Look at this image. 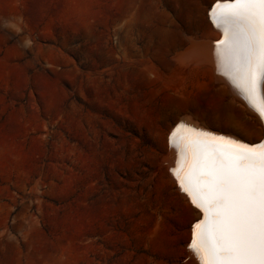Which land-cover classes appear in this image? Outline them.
<instances>
[{
    "label": "rangeland",
    "instance_id": "obj_1",
    "mask_svg": "<svg viewBox=\"0 0 264 264\" xmlns=\"http://www.w3.org/2000/svg\"><path fill=\"white\" fill-rule=\"evenodd\" d=\"M84 7L0 0V252L191 264L192 215L158 157L202 74L180 93L141 76L119 61L112 10L95 8L88 35Z\"/></svg>",
    "mask_w": 264,
    "mask_h": 264
},
{
    "label": "bare ground",
    "instance_id": "obj_2",
    "mask_svg": "<svg viewBox=\"0 0 264 264\" xmlns=\"http://www.w3.org/2000/svg\"><path fill=\"white\" fill-rule=\"evenodd\" d=\"M213 3L214 0H85L84 7L88 35L95 8L106 6L112 10L119 61L137 69L141 76L180 93L188 90L192 78L202 74L194 93L182 98L180 114L168 130L166 146L158 157L160 168L173 181L177 196L192 215V225L202 214L197 215L198 210L181 191L174 174L179 171L183 176L192 163V149L183 145L195 139L219 142L221 138L253 147L264 142L257 131L264 121L225 74V46L219 43L223 32L207 15L208 5ZM174 139L183 150L175 147ZM0 253V264H8L4 258L7 251ZM189 256L194 264H201L191 248Z\"/></svg>",
    "mask_w": 264,
    "mask_h": 264
},
{
    "label": "snow or ice",
    "instance_id": "obj_3",
    "mask_svg": "<svg viewBox=\"0 0 264 264\" xmlns=\"http://www.w3.org/2000/svg\"><path fill=\"white\" fill-rule=\"evenodd\" d=\"M207 15L223 32L225 74L264 121V0H214ZM174 143L192 149L189 170L174 174L203 217L189 245L201 264H264V142Z\"/></svg>",
    "mask_w": 264,
    "mask_h": 264
}]
</instances>
